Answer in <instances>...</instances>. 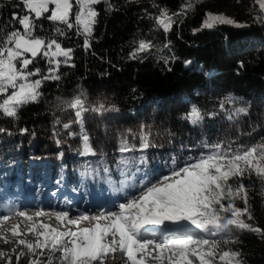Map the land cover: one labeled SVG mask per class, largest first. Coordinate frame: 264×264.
Returning <instances> with one entry per match:
<instances>
[{
  "label": "trees",
  "instance_id": "trees-1",
  "mask_svg": "<svg viewBox=\"0 0 264 264\" xmlns=\"http://www.w3.org/2000/svg\"><path fill=\"white\" fill-rule=\"evenodd\" d=\"M188 2L104 0L96 5L87 48L75 27L37 21V34L71 49L72 58L55 71L59 79L42 80L36 101L15 117L0 114V195L40 183L119 198L159 182L216 145L235 152L264 144V11L255 8L244 23L208 28L203 25L211 8L236 7L242 0H191L185 9ZM164 9L173 20L168 31L156 22ZM14 13L27 14L21 0H0V38L20 27ZM141 40L151 47L137 52ZM49 67L43 57L31 65L41 78ZM77 97L87 109L82 123L69 107ZM101 104L105 110L95 111ZM193 107L203 117L195 124L187 118ZM124 143L129 151H121ZM243 183L252 219H241L264 230V180L252 175ZM16 202L11 197L4 207ZM235 206L243 208V200L236 199ZM185 230L204 235L194 227ZM206 238L240 253L241 264H264V234L229 226ZM30 252L23 247L0 264H29ZM59 257L48 250L42 264H60Z\"/></svg>",
  "mask_w": 264,
  "mask_h": 264
},
{
  "label": "snow or ice",
  "instance_id": "snow-or-ice-1",
  "mask_svg": "<svg viewBox=\"0 0 264 264\" xmlns=\"http://www.w3.org/2000/svg\"><path fill=\"white\" fill-rule=\"evenodd\" d=\"M257 2L264 11V0ZM21 3L27 14L18 16L14 13L12 17L20 27L0 38V114L8 117H15L20 107L37 100L42 80L59 79L54 74L61 63L57 57H64L63 62L66 63L70 56L71 49H63L57 40H46L37 34V21L46 18L53 23L64 24L68 29L75 27L77 33L84 36L87 48L98 15L93 6L100 0H21ZM191 7L189 0L185 9ZM205 15L203 27L234 23L223 14ZM156 22L164 31H168L173 20L164 9L156 17ZM56 32L64 34L60 28H56ZM150 47V41L141 40L136 51ZM37 57L45 58L50 65L49 75L33 80L34 76L40 75V69L29 71L28 66ZM69 107L76 109L77 121L82 123L81 113L87 111L84 101L77 97ZM94 110L105 109L101 104ZM238 111L243 112L245 109ZM187 118L193 124L203 119L195 107ZM64 127L69 125L65 124ZM140 139L142 148L149 146L147 134H142ZM88 140V136L84 135L86 153L91 152ZM129 150L126 143L122 144L121 151ZM252 175L264 180V144L235 152L225 151L221 145H216L209 153L190 159L182 167L173 168L159 182L142 184L139 196L121 203L118 212L92 217L96 221L92 228L59 232L42 224L45 243L41 245L38 241L36 247L59 252L60 264H103V257L109 253L126 256L130 264H144L143 256L138 258V254L147 252L149 246H154L161 254L165 251L171 253L167 257L168 264H217V261L220 264H241L236 259L240 253L223 250L220 241L206 237L217 236L229 226L264 234V230L241 219L244 215L252 219L247 187L243 183L246 176ZM238 198L243 200V208L235 206ZM19 214L25 215L23 212ZM81 219L89 217L83 216ZM101 219L106 223L101 224ZM69 223L78 227L75 220ZM169 225L174 227L169 230L172 235L168 238L146 234L148 226L167 228ZM193 227L204 235L190 234L185 230ZM16 234L13 232V235ZM109 238L112 246L108 242ZM19 243L29 250L33 248V245L23 240ZM117 244L118 251L114 247Z\"/></svg>",
  "mask_w": 264,
  "mask_h": 264
},
{
  "label": "rangeland",
  "instance_id": "rangeland-1",
  "mask_svg": "<svg viewBox=\"0 0 264 264\" xmlns=\"http://www.w3.org/2000/svg\"><path fill=\"white\" fill-rule=\"evenodd\" d=\"M104 0H100L102 2ZM247 1V0H246ZM99 4V3H98ZM97 5V4H96ZM96 5H94V9L96 11ZM51 7V6H50ZM75 4H74V11H75ZM260 8L259 3L257 0H248L245 3V0H242L241 4H239L236 7L231 6H218L215 9L211 8L209 13L213 14H223L224 16L230 18L234 23H244L246 18L254 12V9ZM50 14V13H49ZM74 18V17H73ZM217 24V23H216ZM214 27V26H213ZM62 47V46H61ZM63 48V47H62ZM65 49V48H63ZM72 58V54L70 52V56L67 59V62L64 63L65 60L64 57H57L61 61L59 64V67L61 64H68L69 60ZM30 64L28 66L29 71H35V69L31 68ZM52 67H55V65H52ZM58 67V68H59ZM41 73L38 76H34L32 79H41ZM33 178V177H32ZM31 178V179H32ZM21 186V185H20ZM19 186V187H20ZM68 190L74 191L71 187H65L62 191L55 190L52 187H48L45 184L37 183L35 186L30 185V183L26 186H22L19 190L13 189L11 190V194L6 195H0V253L3 255H0V261L6 257H10L15 252H22V248L25 247L24 244L19 243V241L23 240L27 244L33 245V248L30 252V261L29 264H42L43 258L46 256V253L48 249H43L40 247H36L37 242L41 245L45 243L44 236L42 235L44 231L42 229H35V226L38 225V223L42 222V218H31L29 220V227L26 225H22L20 221H15L12 224L8 223L7 221H10L9 218L14 214H17L20 212V207L24 204H32L37 203L40 205H46V204H58L60 206L70 208V209H102L101 214H108L112 212H118L119 211V205L121 203H126L127 200L133 199L139 196L140 189L137 191H130L126 192V196L119 198H114L113 195L109 194H103L99 195L98 191H89L82 195L80 199L75 197H70L68 194ZM24 191L27 194H21L20 192ZM90 195V197H87ZM15 198L17 199L16 207H12L8 210L4 207L5 201L9 198ZM98 197V198H97ZM35 209L40 210V206H35ZM101 214H98L96 216H100ZM7 216V219H2V217ZM101 224L106 223L105 220L101 219L99 221ZM96 222L93 223V226ZM172 227H160V226H148V232L146 234L157 236L159 238H168L170 236V229ZM68 231H73L72 227H69L67 229ZM164 231V234H159V232ZM13 232L17 233L16 235H13ZM7 241V242H6ZM109 243H111V238H109ZM110 246H112L110 244ZM114 247L117 248V251L119 249L118 244ZM143 256L144 264H168L167 257L169 255H172L168 251H165L163 254L160 253V250L155 249L154 246H149L147 252L143 254H138V258ZM111 257L115 258V261H113L110 264H130V262H127L126 256L119 254H106L103 257V264H106V260ZM174 259V257H173Z\"/></svg>",
  "mask_w": 264,
  "mask_h": 264
},
{
  "label": "bare ground",
  "instance_id": "bare-ground-1",
  "mask_svg": "<svg viewBox=\"0 0 264 264\" xmlns=\"http://www.w3.org/2000/svg\"><path fill=\"white\" fill-rule=\"evenodd\" d=\"M35 206H40V210L35 209ZM17 208V207H16ZM15 209V208H14ZM101 208L100 209H70L63 206H60L58 204H46V205H40L37 203L32 204H24L20 207V212L25 213L24 216H21L19 213L13 214L9 220L8 223L12 224L15 221H20L22 225H26L29 227V220L31 218H42L43 221L38 223L37 226H35V229H42L45 232V229L41 226L42 224L49 225L52 229H55L59 232H67L69 227H72L73 231H79V229L82 228H92L93 223L96 222L92 219V217H96V215L101 214ZM37 213H40V215H37ZM67 213V216H64L63 214ZM87 216L89 219H81V217ZM30 217V219H29ZM70 220L77 221V225L70 224ZM109 242V241H108ZM111 244V243H109ZM113 261H115V258L109 257L106 260V264H110ZM98 264V262H97Z\"/></svg>",
  "mask_w": 264,
  "mask_h": 264
}]
</instances>
